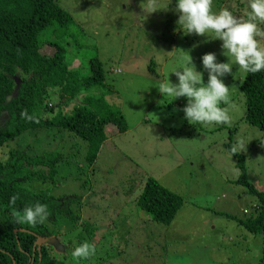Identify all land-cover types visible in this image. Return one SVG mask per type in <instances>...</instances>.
<instances>
[{
    "label": "rangeland",
    "instance_id": "1",
    "mask_svg": "<svg viewBox=\"0 0 264 264\" xmlns=\"http://www.w3.org/2000/svg\"><path fill=\"white\" fill-rule=\"evenodd\" d=\"M143 2L59 0L76 23L68 40L67 65L86 74L89 59H98L105 81L103 88L94 91L121 109L127 130L107 131L109 138L96 165L85 175L74 166L58 170L59 185L53 189L57 206L63 208V201L78 199L70 207L80 212L81 224L97 229L94 238L89 240L81 225L69 230L62 219L58 224L62 231L42 240L40 246L54 258L52 264H86L71 258L73 247L85 241L96 249L89 264H258L262 239L231 218L248 217L256 198L236 182L237 162L226 148L237 140L246 146L237 152L245 156L247 179L264 192V130L244 121L246 105L240 85L245 72L234 65L232 74L223 78L229 87V125L189 124L181 111L186 98H163L155 86L166 78L175 83L172 73L190 57L197 71H202L200 58L206 53L227 62L221 55L222 42L177 31L175 0L170 4V0H158V7H168L153 13L143 10ZM220 9L247 19L248 0H212V10ZM258 27L264 31V24ZM258 39L264 47V37ZM203 80L207 82L206 72ZM50 101L58 99L51 96ZM54 132L22 135L1 150L2 160H8L12 151L33 156L58 150L77 152L82 166L84 142ZM150 177L185 201L169 226L155 223L135 207ZM31 189L38 192L47 187Z\"/></svg>",
    "mask_w": 264,
    "mask_h": 264
},
{
    "label": "trees",
    "instance_id": "2",
    "mask_svg": "<svg viewBox=\"0 0 264 264\" xmlns=\"http://www.w3.org/2000/svg\"><path fill=\"white\" fill-rule=\"evenodd\" d=\"M75 24L59 0H0V264L54 263L47 249H39L37 242L59 234L62 219L69 230L85 227L89 240L97 232L87 223L81 224L80 212L70 207L78 199L63 201V208L57 206L53 189L59 185L58 170L60 166H74L80 174L84 170L85 175L89 167H95L101 147L109 138L107 131L123 133L127 124L121 109L94 91L103 88L105 81L98 59H89L86 74L67 65L68 40ZM240 91L245 97L244 121L264 130V71L245 73ZM51 96L58 102L50 101ZM72 104H76L74 109L67 110ZM22 111L34 119L21 118ZM42 130L83 141L85 163L78 165L77 152L58 150L33 156L12 151L8 160H2L1 150L9 142ZM232 155L240 175L236 182L246 186L256 200L248 217L231 218L249 234L260 236L263 248L258 264H264V192L247 179L245 156L238 152ZM35 185L47 189L37 192L31 189ZM13 195L17 197L12 206L15 209L22 210L39 201L48 205L49 218L35 226L15 223L9 207ZM184 202L150 177L135 207L155 223L169 226ZM95 255L85 260L86 264ZM99 259H104L102 254Z\"/></svg>",
    "mask_w": 264,
    "mask_h": 264
},
{
    "label": "clouds",
    "instance_id": "3",
    "mask_svg": "<svg viewBox=\"0 0 264 264\" xmlns=\"http://www.w3.org/2000/svg\"><path fill=\"white\" fill-rule=\"evenodd\" d=\"M157 5L158 0H144L141 7L146 13L168 7L160 8ZM248 8L247 19H244L234 16L227 9L213 11L212 0H175L173 12L178 14L176 30L185 36L195 34L221 41V55L227 58V62H218L215 53H206L200 58L202 71H197L190 57L181 70L172 73L177 78L175 83L168 78L157 82L155 87L163 98H186V105L181 111L183 118L191 125L230 124L229 87L223 78L226 74H232L234 65L245 73L264 71V47L260 46L258 39L264 37V31L258 27L264 24V0H248ZM204 72L207 73L206 83L203 80ZM221 104L225 107H221ZM20 116L29 121L34 119L26 111H22ZM245 149L246 146L237 140L227 150L236 154L238 150L243 152ZM16 199L15 195L9 198L10 214L15 223L35 226L49 218L47 204L37 201L17 210L12 207ZM95 252V246L85 241L73 247L71 258L73 261L88 260Z\"/></svg>",
    "mask_w": 264,
    "mask_h": 264
},
{
    "label": "water",
    "instance_id": "4",
    "mask_svg": "<svg viewBox=\"0 0 264 264\" xmlns=\"http://www.w3.org/2000/svg\"><path fill=\"white\" fill-rule=\"evenodd\" d=\"M41 242H42V239L39 238L37 244L40 246Z\"/></svg>",
    "mask_w": 264,
    "mask_h": 264
}]
</instances>
